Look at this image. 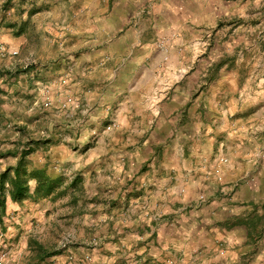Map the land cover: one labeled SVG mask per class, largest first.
Masks as SVG:
<instances>
[{"label": "crops", "instance_id": "1", "mask_svg": "<svg viewBox=\"0 0 264 264\" xmlns=\"http://www.w3.org/2000/svg\"><path fill=\"white\" fill-rule=\"evenodd\" d=\"M8 1L23 15L48 4L68 14L50 23L58 42L59 24L69 20L67 34L79 43L68 75L74 91L62 107L73 120L70 133L87 136L89 151L82 159L58 160L64 149L49 141L42 143L50 148L43 159L38 149L30 156L64 186L59 198L40 201L55 202L48 208L7 199L1 230L9 235L2 242L14 246L18 237L15 258L28 264H264V65L244 64L249 73L240 74L220 56L209 60L198 42L199 59L168 83V98L142 93L156 69H174L157 38L202 40L208 29L235 20L234 34L261 33L248 13L264 0H161L147 19L130 17L125 6L108 12L110 0L95 16L91 0ZM22 37L14 44L21 46ZM252 86L259 89L253 96ZM236 115L250 120L237 127ZM63 217L71 239L56 249L47 234L58 233Z\"/></svg>", "mask_w": 264, "mask_h": 264}, {"label": "rangeland", "instance_id": "2", "mask_svg": "<svg viewBox=\"0 0 264 264\" xmlns=\"http://www.w3.org/2000/svg\"><path fill=\"white\" fill-rule=\"evenodd\" d=\"M34 1L37 2L38 0H29L28 4L31 5ZM170 1L172 3V1L177 0ZM160 2L161 0H110V10L108 12L112 11L114 7L113 13H119L124 10L125 6L129 7L127 9L131 14L130 17L139 13L142 15V19H147L150 17L147 12H152V5L160 4ZM91 3L94 5L91 12L95 16L94 10H102L107 0H104V2L103 0H91ZM97 3L100 8L95 7ZM48 6L43 7V9L40 7V9L32 8L31 13L23 15L20 12L22 11L21 8L17 10L10 5L9 1L0 0V47L3 46L5 49L4 51L0 50V71L3 73L0 74V111L3 115V119L0 120V152L23 147L33 142L36 150L39 151L37 159H43L50 148H44L42 143L51 141L55 144L54 146H60L64 149L56 153L58 160L82 159L89 154L88 145L86 144L87 136L78 134L74 137V134L70 133L67 125L70 126V122L73 123V120L71 119L68 122L65 115L66 108L62 107L63 101H67L68 96H72L69 92L74 91L71 85H68V75L71 74L74 67L77 58L75 48L79 46V43H77V39H71L67 34H72L66 28L70 25L68 24L69 20L59 24L61 29L56 31L64 34L58 38V42L53 40L55 37L51 35L54 32L51 30V20L58 18V15L63 18L68 14L64 13L63 10L60 11L59 7L54 8L51 4H48ZM249 11L248 15L254 20L253 25L256 24L259 27L258 31H262L261 33L257 32L253 33L254 35L244 36V33L240 31L234 34L231 31L240 25L235 20L233 22H220L216 27L208 29L202 40L189 37L184 38L182 43V40L171 39L168 36L157 38L155 46L163 51L168 49L167 56L169 59L165 62H169V65L174 69L163 71L156 69L149 77V84L144 86L142 93L144 95H157L158 97L162 95L164 99L168 98L172 89L168 83L179 79L186 73L188 74L191 67L199 59L195 55V46L198 42L205 44V52L208 55L206 57L209 60L220 56V62L227 61L240 67L242 70L238 72L240 74L249 73V68L245 69L244 64L258 65L260 63L264 65V5H252ZM43 12L45 15L39 14ZM44 16H47L44 21L48 25L41 28ZM77 19L79 20L77 23L82 21L80 16H77ZM259 20H262V22ZM172 21L174 22L176 19H172ZM165 23L163 20L161 21V25L167 26L168 24ZM7 24H12V26L7 27ZM126 26L130 27L131 23L128 22ZM19 30H23L22 33L18 34ZM22 35L21 46H18L17 42L14 44L15 40ZM172 41L175 44L171 45V47L174 46V49L170 53L169 48L171 47H168V43ZM9 42L13 45L8 46ZM90 44L92 45V43ZM53 59H55L54 63ZM51 60L53 61L51 62ZM253 70L254 68L250 70V73H253ZM56 71H59V73H56ZM54 74H57L55 79ZM161 82H164L162 91L157 92ZM153 83L154 85H152ZM150 90H153V93ZM256 91H259V89L253 87L252 96L256 94ZM91 92L94 93V90L92 89ZM251 118H254V116H251ZM248 120L250 118H243L239 115L233 118L234 125L237 127L245 126ZM101 145L93 151L94 154L97 155L102 152L103 144ZM69 150L79 151L73 154L74 152ZM9 159L12 158L0 160V170H4L5 162H8ZM48 161H50L49 158ZM53 162L56 163V161ZM57 167V165H54L51 169L54 170ZM134 169L135 172L140 171V167L135 166ZM41 206H47L48 208L56 205L54 201H47L46 203L39 202L38 207ZM64 219L65 217L61 218V227L58 226L57 230L59 231L57 234H53L51 231L47 234L56 241V249H62V246L71 239L68 235L71 227L66 221H63ZM1 227L0 224V254H6L5 262L11 260L9 264H28L23 259L15 258L14 253L19 251L18 237L14 246H4L5 242L2 241L6 237L8 239L9 234L3 236L2 234L5 231H2Z\"/></svg>", "mask_w": 264, "mask_h": 264}, {"label": "trees", "instance_id": "3", "mask_svg": "<svg viewBox=\"0 0 264 264\" xmlns=\"http://www.w3.org/2000/svg\"><path fill=\"white\" fill-rule=\"evenodd\" d=\"M11 26L12 24H7V27ZM22 31L19 30L17 33H22ZM0 74L3 73L0 71ZM1 119H3V115L0 111ZM35 151L36 146L32 142L23 147L0 152V160L7 158L17 159L14 164L8 165L4 170H0V224L3 222L8 198L14 202L21 203L25 200L40 202L62 196L63 179L61 177H52L46 168H37L32 165L30 156ZM33 183L35 188L32 190ZM46 256L48 254L44 257Z\"/></svg>", "mask_w": 264, "mask_h": 264}, {"label": "built area", "instance_id": "4", "mask_svg": "<svg viewBox=\"0 0 264 264\" xmlns=\"http://www.w3.org/2000/svg\"><path fill=\"white\" fill-rule=\"evenodd\" d=\"M0 50L4 51L5 49H4V47L2 46V47H0ZM48 104H49V103H48ZM114 126H116V125H114ZM260 157H261V158H264V153H262V154L260 155ZM198 201H199L200 203H203V202L205 201V196L201 195V196L199 197ZM5 260H6V254H0V264H3V263L5 262ZM168 264H177V263H175V262H173V261H169Z\"/></svg>", "mask_w": 264, "mask_h": 264}]
</instances>
